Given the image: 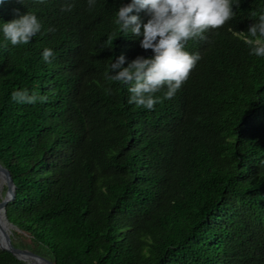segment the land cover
Here are the masks:
<instances>
[{
  "label": "trees",
  "instance_id": "trees-1",
  "mask_svg": "<svg viewBox=\"0 0 264 264\" xmlns=\"http://www.w3.org/2000/svg\"><path fill=\"white\" fill-rule=\"evenodd\" d=\"M67 3L73 10L61 11ZM129 3L0 2V24L26 12L42 23L27 45L0 30L12 245L53 264H264V58L244 43L264 0H239L234 19L189 41L201 59L153 110L129 104V86L105 77L120 55L122 67L153 55L142 37L118 33L116 12ZM21 89L48 100L13 102ZM0 264L24 263L0 250Z\"/></svg>",
  "mask_w": 264,
  "mask_h": 264
},
{
  "label": "clouds",
  "instance_id": "clouds-1",
  "mask_svg": "<svg viewBox=\"0 0 264 264\" xmlns=\"http://www.w3.org/2000/svg\"><path fill=\"white\" fill-rule=\"evenodd\" d=\"M2 2V0H0ZM43 4L45 0H35ZM96 0H88L89 10L95 7ZM73 3L62 6L61 11H72ZM233 6H239V0H131L116 12L114 23L118 33H131L142 37L140 47L151 50L150 58L136 57L127 67H122L125 57L120 55L110 62L105 77L111 82L128 85L129 104L153 110L163 100L174 98L177 91L188 80L192 70L201 59L199 53L186 50L189 41H205V33L218 30L236 17ZM144 10L149 19L142 23L139 15L133 11ZM252 23L244 37V43L250 55L264 58V10L252 11ZM3 37L12 46L27 45L42 30V23L34 13L26 12L18 18L0 24ZM48 31H54L49 29ZM119 34L109 37L111 43ZM51 48H44L42 58L51 63L55 59ZM166 88L162 97L155 94ZM111 95V89H106ZM11 100L18 104L45 103L46 95L29 92L27 89L11 93Z\"/></svg>",
  "mask_w": 264,
  "mask_h": 264
},
{
  "label": "water",
  "instance_id": "water-1",
  "mask_svg": "<svg viewBox=\"0 0 264 264\" xmlns=\"http://www.w3.org/2000/svg\"><path fill=\"white\" fill-rule=\"evenodd\" d=\"M1 183H3L5 191L0 198V211L3 215V221L0 220V250L11 254L16 260L21 261L24 264H53L50 260L27 249L15 248L12 245L10 233L7 231V225L9 224L4 217V208L14 197V185L9 171L2 164H0V185Z\"/></svg>",
  "mask_w": 264,
  "mask_h": 264
},
{
  "label": "bare ground",
  "instance_id": "bare-ground-1",
  "mask_svg": "<svg viewBox=\"0 0 264 264\" xmlns=\"http://www.w3.org/2000/svg\"><path fill=\"white\" fill-rule=\"evenodd\" d=\"M2 185H3V183H1V185H0V198L2 196V194H1ZM6 197H7V195H6ZM0 220L3 221V215H2V212L1 211H0ZM8 229L11 230V227L9 225H7V230ZM0 233H1V231H0Z\"/></svg>",
  "mask_w": 264,
  "mask_h": 264
},
{
  "label": "rangeland",
  "instance_id": "rangeland-1",
  "mask_svg": "<svg viewBox=\"0 0 264 264\" xmlns=\"http://www.w3.org/2000/svg\"><path fill=\"white\" fill-rule=\"evenodd\" d=\"M4 191H5V187H4V185H2V190H1L2 195L4 194Z\"/></svg>",
  "mask_w": 264,
  "mask_h": 264
}]
</instances>
